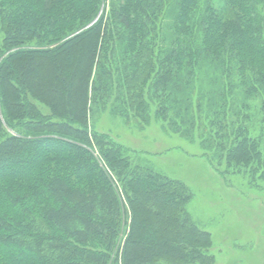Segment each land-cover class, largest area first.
Here are the masks:
<instances>
[{
	"label": "trees",
	"instance_id": "1",
	"mask_svg": "<svg viewBox=\"0 0 264 264\" xmlns=\"http://www.w3.org/2000/svg\"><path fill=\"white\" fill-rule=\"evenodd\" d=\"M258 94L264 0H0V264H213L188 184L90 118L111 106L190 137L201 126L227 170L264 180L243 112Z\"/></svg>",
	"mask_w": 264,
	"mask_h": 264
},
{
	"label": "rangeland",
	"instance_id": "2",
	"mask_svg": "<svg viewBox=\"0 0 264 264\" xmlns=\"http://www.w3.org/2000/svg\"><path fill=\"white\" fill-rule=\"evenodd\" d=\"M233 98L229 97L227 107L230 124L235 120L230 107L241 108L238 102L245 98L240 88ZM246 100L249 106L243 111L247 116L245 122L250 135L258 139L264 151V95ZM199 113L207 122L202 121V125H209L208 108L204 105ZM90 126L131 148V156L137 164L188 184L193 196L186 210L200 228L212 234L213 264H264V180L260 179L261 169L255 173L248 168L240 172H237L239 168L227 170L222 153L205 144V128L199 129L200 126L190 137L170 129L166 121L156 118L153 113L145 123L137 117L127 119L109 106L105 110H94ZM204 155L227 170V176L220 175Z\"/></svg>",
	"mask_w": 264,
	"mask_h": 264
}]
</instances>
